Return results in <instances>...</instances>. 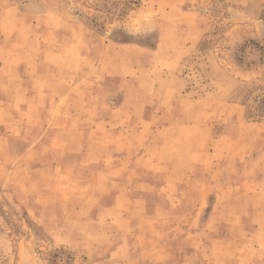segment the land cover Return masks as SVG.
Here are the masks:
<instances>
[{"label": "rangeland", "instance_id": "obj_1", "mask_svg": "<svg viewBox=\"0 0 264 264\" xmlns=\"http://www.w3.org/2000/svg\"><path fill=\"white\" fill-rule=\"evenodd\" d=\"M0 264H264V0H0Z\"/></svg>", "mask_w": 264, "mask_h": 264}]
</instances>
